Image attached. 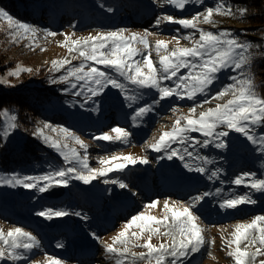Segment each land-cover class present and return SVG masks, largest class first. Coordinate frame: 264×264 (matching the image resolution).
Instances as JSON below:
<instances>
[{"label": "snow or ice", "instance_id": "obj_1", "mask_svg": "<svg viewBox=\"0 0 264 264\" xmlns=\"http://www.w3.org/2000/svg\"><path fill=\"white\" fill-rule=\"evenodd\" d=\"M154 3L183 11L188 5H203L204 0H154ZM248 12L247 5L234 9L225 0H218L214 7H206L204 11H198L190 18H178L161 13L155 20V27L163 23L180 27L175 30L176 36L167 40L156 39L154 44L150 43L149 37L160 34L147 29L141 32L123 28L97 31L95 35L89 34L75 39L72 38L75 32L70 35L61 33L64 40L58 46L66 48L71 58L51 61L50 72L65 71L50 83L68 85L70 89L75 90L71 93L73 96L83 97L84 104H88L89 101L95 103L94 98L104 94L109 87L120 92L128 107L139 103L142 96L147 94L144 90L154 91L158 95L151 104H140L134 108L132 115L134 125L152 112L154 105L160 101L172 97L193 101L187 115H176L177 108L173 107L171 111L175 120L171 129L161 131L158 138L154 134L151 141L145 142L143 150L162 153L159 156L161 160L174 158L180 160L189 172L206 176L210 181L215 180L219 177L221 169L209 170L207 166L214 161L202 155L197 149L209 147L224 149L227 147L225 138L231 132H235L243 136L260 155L264 156V132L257 131L264 128V98L257 94L248 67L252 58L250 49L258 46L241 41L236 34L228 30L205 31L199 25L211 24L215 27L212 19L214 15L239 16L243 20ZM0 21L6 23L11 43L29 40L30 44L27 47L31 50L39 47L35 39L39 31L36 27L17 20L3 9H0ZM181 28L192 31L180 36ZM44 35L55 37L57 33L45 30ZM182 39L188 41L191 46H181ZM170 44L173 45L172 48H169ZM153 51L158 58L156 61L152 59ZM73 60H80V63L66 67L71 65ZM228 70L234 73L228 76L230 83L224 84L217 92L212 93L211 88L218 82L219 74ZM32 71L31 68L17 65L14 71L6 73V77L19 78L22 72ZM0 86L15 87L7 78H0ZM198 96H203L204 99L197 100ZM225 97L230 98L197 113V108L203 109V106L212 100L221 101ZM0 115L7 120L0 135L7 137L11 130L18 127L17 115L8 108L0 111ZM45 130L56 133V138L45 134ZM193 133L197 135H192ZM33 135L40 138L47 147L55 150L63 158L66 166L50 169L42 175L0 176V186L35 189L43 194L53 188H67L71 180L88 185L103 178L104 184H116L125 189L128 187L127 184L110 178L109 174L124 172L129 166L150 163L146 155L136 157L118 153L100 157L98 159L100 167L93 168L88 163L89 145L72 130L53 127L45 122L42 127L35 128ZM130 135L128 130L116 126L109 132L94 135L91 139L127 145L130 143ZM70 143L78 145L83 154L76 147H70ZM232 183L264 193V178H258L252 172L241 173L232 180ZM220 191L217 189L216 194ZM212 195L213 193L206 191L191 197L187 202L165 199L162 218L146 214V211L142 210L122 224L121 230L111 238V243L105 242L95 233H91V236L100 241L103 252L115 258L116 264H137L138 261L144 264H184L188 257L199 253L205 244L209 243L204 236L206 228L201 227L196 209L206 197ZM255 202L249 194L236 195L222 199L219 208L234 210L240 205ZM159 203L158 200L151 201L144 205V209H154ZM35 214L47 220L68 215L81 216L80 213L54 208L43 209ZM81 219L86 220L87 217L81 216ZM153 237L164 239L156 246L151 243ZM221 239L227 256L234 264H264V259H259L264 257V215L255 216L247 223H236L231 237L226 239L222 236ZM141 240L144 242L140 243ZM211 243H214V240ZM56 247L63 248L64 245L57 242ZM39 248L40 242L37 237L19 226L11 227L7 232L0 230V262L18 264L20 261L28 260L29 254ZM136 248L143 250L135 251ZM44 260L45 264H65L61 258L49 254H45Z\"/></svg>", "mask_w": 264, "mask_h": 264}, {"label": "rangeland", "instance_id": "obj_2", "mask_svg": "<svg viewBox=\"0 0 264 264\" xmlns=\"http://www.w3.org/2000/svg\"><path fill=\"white\" fill-rule=\"evenodd\" d=\"M40 5L39 1L29 3L27 9H39ZM205 8L204 4L200 6L188 5L185 10L179 11L171 6L154 3V0H49L39 19L44 21L45 25L38 27L35 22L32 24L39 30L35 38L39 47L31 50L27 47L30 44L29 40H21L15 44L10 41L7 44H0V51L7 55L9 63L1 70L0 78H7L16 86L20 82V76L25 72H22L19 78L6 77L7 72L14 71L17 65L39 69L36 75L39 81L33 84L48 87L46 91L51 92L43 99L47 109L51 111L47 115L51 120H40L37 117L32 120L27 117V121L32 124L27 127L28 131L24 134L16 128L11 130L7 137L0 135V150L14 146L13 150L15 151L20 146H24L31 138L30 133L47 122L53 127H65L72 130L89 145L88 163L90 167L98 168L100 167L98 164L100 157L118 153L131 154L136 157L146 155L150 160L148 164L129 166L124 172L109 174L110 178L127 184L128 187L125 189H121L116 184H104L103 178L94 180L88 185L71 180L67 188L57 187L43 194L35 189L26 190L21 187L0 186V230L7 232L11 227L19 226L35 235L40 242V248L34 249L29 254L28 260L20 261L18 264H29V261L31 264H45V254L59 257L65 264H116L115 258L109 257L103 252V245L99 240L93 239L91 233H95L105 242L111 243V238L121 230L122 224L132 215L144 210L146 214L162 218L165 199L187 202L191 197L206 191L213 195L206 197L197 206L196 212L200 217L201 227L206 228L204 236L209 243L205 244L199 253L188 257L184 264H234L233 260L227 256L221 237L230 238L236 223H247L255 216L264 215V193L255 192L243 185L236 186L232 180L241 173L247 172L255 173L258 178H264V156L260 155L243 136L231 132L225 138L226 148L197 149L202 155L214 161L213 164L207 166L209 170L221 169L219 177L210 181L206 176L189 172L183 167L180 160L175 158L161 160L159 156L162 153L143 150L145 142L151 141L154 134L158 138L161 131L171 129L175 120L171 111L173 107L177 108L176 115H187L193 101L178 100L175 97L160 101L154 105L152 112L134 125L132 120L134 108L140 104H151L158 95L154 91L144 90L147 94L142 96L139 103L128 107L120 92L109 87L104 94L94 98L95 103L89 101L88 104H84L83 97L73 96L71 93L75 90L70 89L68 85L50 83L52 79L58 78L65 71L50 72L51 61L71 58L66 48L58 46L64 40L61 33L70 35L75 32V36L72 37L75 39L89 34L95 35L97 31L123 28L132 32H141L147 29L160 34L149 37L150 43L154 44L156 39L167 40L176 36L175 30L180 27L167 23L155 27V20L161 13L178 18H190L194 13L204 11ZM108 9H112V11H108ZM205 25L210 24H200L199 27L202 28ZM45 30L55 32L57 35L45 37ZM191 31L181 28L179 35L183 36ZM196 36L198 38V34ZM181 46L191 45L182 39ZM172 47L173 45L170 44L169 48ZM41 48L45 50L41 51ZM152 59L154 61L158 59L154 51ZM79 63L80 60H73L72 64L66 67ZM103 70L108 71V69ZM229 71L231 70L221 72L219 80L222 79L223 74L228 77ZM218 82L212 86L211 92L215 91L213 88L218 85ZM64 89L68 90L63 91ZM229 98L225 97L221 101L212 100L205 104L203 109L197 108V113L214 107L216 103H223ZM196 99L203 100L204 97L198 96ZM62 109H65V115H63ZM69 119H73L71 123H68ZM6 124V118L1 116L0 133L3 132ZM116 126L131 133L129 144L91 139L94 135L109 132L112 127ZM257 131L264 132V128L257 129ZM45 134L53 138L57 136L50 130H45ZM192 135L197 134L193 133ZM198 138L203 139V137ZM37 140L44 144L40 138L37 137ZM70 147H76L83 154V150L79 149L78 145L70 143ZM38 152H43L44 157L37 163L16 167L14 163H8L6 167H4V162L0 163V176L42 175L50 169L66 166L63 158L46 145L45 148L40 151L35 150L33 153L36 155ZM217 189L221 190L219 194H216ZM49 192L51 197L47 196ZM245 194H249L256 202L240 205L234 210L219 208V202L222 199ZM154 200L160 202L157 207L145 210L144 205ZM48 208L66 209L70 213H80L87 219L68 215L47 220L35 214ZM163 239V237H153L151 243L158 246L163 242ZM213 240L214 243H211ZM57 242L62 243L64 247L57 248ZM143 242L144 240L140 241V243ZM134 250L142 251L143 249L136 248ZM259 259H264V257ZM0 264H11V262L3 261ZM137 264H144V262L138 261Z\"/></svg>", "mask_w": 264, "mask_h": 264}, {"label": "trees", "instance_id": "obj_3", "mask_svg": "<svg viewBox=\"0 0 264 264\" xmlns=\"http://www.w3.org/2000/svg\"><path fill=\"white\" fill-rule=\"evenodd\" d=\"M39 1L41 3L39 9L28 10L29 3ZM218 0H204V6L214 7ZM235 9L237 6L247 5L249 12L246 18L241 20L239 16L227 17L214 15L213 25H205L202 28L207 31L218 32L221 30H228L238 36L241 41L251 42L254 47L250 49L252 52L251 63L249 67V74L253 77L256 91L259 96L264 98V0H225ZM49 3V0H0V9L6 10L14 18L21 22L43 27L44 21L39 20L41 14L44 13L45 5ZM255 11V14H253ZM6 23L0 21V44H7L9 41L8 33L6 31ZM7 61V55L0 51V72L4 69ZM31 68V67H28ZM33 69V68H31ZM39 70V69H38ZM38 70L33 69L31 73L25 72L20 76V82L15 87H1L0 86V111L8 108L11 112L17 115V129L22 133H26L27 127H30L27 117L34 119L37 117L40 120H51L47 116L49 111L43 102V99L47 97L50 91H46L48 87L42 85L37 86L33 83L39 81L36 75ZM231 71L227 73V76L233 75ZM226 74L222 75V79L219 80L218 85L213 88L214 92H217L224 84L230 83ZM212 92V93H214ZM63 115L66 114L65 109ZM0 115V120H1ZM73 119H69L68 123H71ZM76 124V123H74ZM78 128V127H77ZM29 133V132H28ZM31 138L24 146H20L15 151L13 147L9 149L3 148L0 150V163L4 162V167L8 163H14V166H21L25 164L37 163L44 157L43 152L34 154L33 152L40 151L45 148V145L37 140V137L30 133ZM10 149H12L10 151ZM23 149V150H22ZM21 153V154H20Z\"/></svg>", "mask_w": 264, "mask_h": 264}, {"label": "water", "instance_id": "obj_4", "mask_svg": "<svg viewBox=\"0 0 264 264\" xmlns=\"http://www.w3.org/2000/svg\"><path fill=\"white\" fill-rule=\"evenodd\" d=\"M47 196L51 197V194H50V192H49V193H47Z\"/></svg>", "mask_w": 264, "mask_h": 264}]
</instances>
